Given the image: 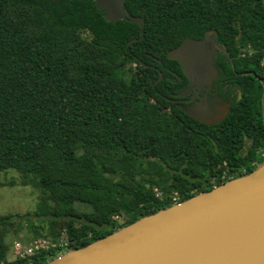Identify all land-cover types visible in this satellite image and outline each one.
Returning a JSON list of instances; mask_svg holds the SVG:
<instances>
[{
    "label": "trees",
    "instance_id": "trees-1",
    "mask_svg": "<svg viewBox=\"0 0 264 264\" xmlns=\"http://www.w3.org/2000/svg\"><path fill=\"white\" fill-rule=\"evenodd\" d=\"M125 8L144 18L141 38L138 24L107 21L95 0H0V173L14 169L39 192L32 213L0 215V264H44L264 158L263 0ZM209 34L218 45L213 86L229 103L211 124L164 97L170 69L185 79L167 51ZM152 66L164 75L154 86ZM22 221L33 237L64 246L8 260L5 238Z\"/></svg>",
    "mask_w": 264,
    "mask_h": 264
},
{
    "label": "water",
    "instance_id": "water-1",
    "mask_svg": "<svg viewBox=\"0 0 264 264\" xmlns=\"http://www.w3.org/2000/svg\"><path fill=\"white\" fill-rule=\"evenodd\" d=\"M95 5L107 21L138 24L142 37L144 18L132 15L125 0H95ZM217 47L213 34L187 37L166 56L180 64L195 89L201 77L198 86L213 83ZM205 99L199 97L184 109L207 124L219 122L229 103L222 105L219 118L210 119ZM262 103L264 120V83ZM44 264H264V158L248 173L142 216L86 246L63 250Z\"/></svg>",
    "mask_w": 264,
    "mask_h": 264
},
{
    "label": "rangeland",
    "instance_id": "rangeland-1",
    "mask_svg": "<svg viewBox=\"0 0 264 264\" xmlns=\"http://www.w3.org/2000/svg\"><path fill=\"white\" fill-rule=\"evenodd\" d=\"M131 66L134 68L135 64L132 63ZM222 113L223 109L216 110L213 119L219 118ZM211 114L212 112H208L209 117H211ZM0 180L4 183V185H0V215L16 213L22 215L27 212L32 213L35 210L39 192L31 185L22 184L20 175L16 170L7 169L2 171ZM10 182L12 183L11 185ZM33 222L39 224L36 218H33ZM33 238L35 237H33V233L26 221H22L19 227L11 228L5 238L7 244L10 245L7 259L12 260L14 258L12 250L14 241L19 240L27 243Z\"/></svg>",
    "mask_w": 264,
    "mask_h": 264
},
{
    "label": "flooded vegetation",
    "instance_id": "flooded-vegetation-1",
    "mask_svg": "<svg viewBox=\"0 0 264 264\" xmlns=\"http://www.w3.org/2000/svg\"><path fill=\"white\" fill-rule=\"evenodd\" d=\"M155 60L160 61L158 58L153 57ZM204 61V60H203ZM180 65V64H179ZM154 67L156 70H158V74H162L161 78L157 80V77L155 80L159 81L162 80L163 78V73L161 70H159L157 67ZM181 68V67H180ZM182 70V69H181ZM170 73L171 74H166V78L168 80H170L167 85L168 88L166 89V91L170 94V96H164L167 100L174 102L178 105L183 106V108H187L191 103L197 102L199 100V97H206L205 101H207V111L205 113V115L210 118L213 119L215 116V112L216 110H219L222 108V105L225 103L222 99V97L220 95L217 94V91L214 89L213 83L211 82L210 84H203L201 86H198V84H200V82H203L202 79L204 77H201L200 80H198L197 82L194 83V86H197L195 89H197V91H195V89H193L192 87H190V82L187 79V77L185 76V79L182 77L183 75L180 73H177L176 70L170 69ZM183 73V71H182ZM174 76H177V80L174 79ZM156 81V82H157ZM154 82V81H153ZM155 82V83H156ZM179 82L181 83H185L184 87L180 90L177 91H170V88H176V85L179 84ZM155 85V84H154ZM153 85V86H154ZM188 88V91L185 94H180L181 92L185 91ZM240 97V93H238V98ZM187 100V101H186ZM220 107V108H219ZM195 108V107H194ZM215 111V112H214ZM208 112H212L211 117H209Z\"/></svg>",
    "mask_w": 264,
    "mask_h": 264
},
{
    "label": "built area",
    "instance_id": "built-area-1",
    "mask_svg": "<svg viewBox=\"0 0 264 264\" xmlns=\"http://www.w3.org/2000/svg\"><path fill=\"white\" fill-rule=\"evenodd\" d=\"M264 5V0H263ZM260 65L264 67V55L260 59ZM264 157V153H262ZM65 242L60 239L59 241L52 240L46 237H37L33 238L27 243H23L19 240H16L12 244L13 256L14 258H28L29 256L41 251L48 250L52 247L64 246ZM13 258V259H14Z\"/></svg>",
    "mask_w": 264,
    "mask_h": 264
}]
</instances>
